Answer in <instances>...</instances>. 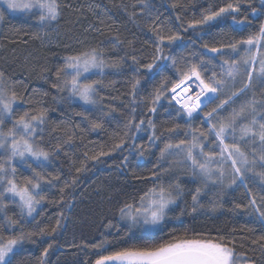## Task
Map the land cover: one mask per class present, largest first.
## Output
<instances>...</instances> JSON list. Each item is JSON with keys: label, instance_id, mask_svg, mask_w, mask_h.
Returning <instances> with one entry per match:
<instances>
[{"label": "snow or ice", "instance_id": "snow-or-ice-1", "mask_svg": "<svg viewBox=\"0 0 264 264\" xmlns=\"http://www.w3.org/2000/svg\"><path fill=\"white\" fill-rule=\"evenodd\" d=\"M139 3L140 14L146 18L141 31L146 28L151 33L143 42L147 55L146 49L135 47L134 40L125 42L119 35L112 38L111 47L128 50L115 58L107 56L99 44H86V36H75L81 48L65 55L54 70L45 69L52 71L51 88L61 101L80 102L82 110L75 114L87 121L89 131L103 129L105 123L115 126L109 150L101 146L90 157L85 152L88 159L99 161L117 152L121 158L116 168L123 172L132 163L130 157L142 160L158 150L147 174L131 171L135 180L152 186L117 207L119 218L128 221L125 230L116 227L122 234L101 233L96 242L68 246L91 248L97 257L93 264H264V235L237 238L235 228L215 236H190L187 229H172L169 238L160 242L146 238L162 231L167 220L186 214L183 207L176 212L178 202L189 206L181 173L196 184L188 189L189 214L214 213L224 207L226 197L239 193V202L231 210L253 217L264 230V0H207L190 18L185 11L192 0H172L170 8L179 11L166 21L158 10L153 12L150 0ZM0 6V23L6 10L37 16L40 31L24 35L41 46L50 35L45 29L58 25L64 8L71 7L60 0H0ZM135 17L133 12L134 23ZM100 24L103 27L90 24L84 32L103 35L115 26L103 20ZM213 29L220 38L205 40ZM190 31L192 35L186 36ZM110 77H120L128 85L119 107L103 103L102 90L116 83ZM27 91L26 84L0 70V264H29L22 255L25 246L38 242L46 246L35 264H50V255L65 247L58 235L67 219L65 209L72 208L75 199L77 179L62 181L60 170L49 169L61 152L68 155L65 147L78 138L77 130H84L79 124L72 128L62 122L52 132L63 136H56L55 143L46 140L49 109L43 98H26ZM47 96L48 92L42 94ZM91 113L98 115L92 119ZM162 113H168L171 120L158 123ZM142 133H147L146 142ZM85 170L83 165L75 169L76 173ZM53 189H58V199L50 198ZM202 197H207L206 203ZM46 204L61 209L54 225L44 223ZM104 227L107 231L114 225L108 220ZM246 242L248 252L255 255L259 250L258 260L238 251Z\"/></svg>", "mask_w": 264, "mask_h": 264}, {"label": "trees", "instance_id": "trees-1", "mask_svg": "<svg viewBox=\"0 0 264 264\" xmlns=\"http://www.w3.org/2000/svg\"><path fill=\"white\" fill-rule=\"evenodd\" d=\"M60 2L71 5V7L64 8L58 25H55L51 30L45 29L50 32L45 46H41L38 40H32L30 35H24L25 32L31 34L40 31L41 26L37 16L28 14L13 16L5 11V19L0 23V70L5 71L6 75L13 81H21L28 86V91L25 93L26 98H43L45 106L49 109V124L44 133L46 140L55 143L56 136H63V133L52 132V129L62 122H66L72 128L79 124L80 129L84 130L83 132L77 130L78 138L70 147H65L68 155L65 156L64 152H61L54 161L53 167L49 169V171L60 170L62 181L64 179L69 181L74 178L77 179V185L73 193L75 196V199L72 200L73 207L65 209L67 219L64 221V228L60 230L58 235L59 242L65 247L62 251L50 255L48 259L50 264H93L97 257L91 248L81 250L68 245L80 244L82 241L96 242L102 238L101 233H111L113 237L122 234L116 232V227L123 231L128 224L119 218V213L116 211L117 207L126 200L131 202L132 196L138 198L152 186L150 183L145 184L135 180L131 171L147 174L156 162L158 150H153L154 154H147L142 160H135L130 157L132 163L123 172L116 168L121 158L117 152H113L111 156L100 157L99 161L88 159L84 155L85 152L90 157L99 152L101 146H103L104 151L109 150L111 143L109 136L115 126L105 123L103 129L96 132L89 131L87 121L75 114L82 110L80 102L76 101L69 105V103L61 101L55 89L51 88L55 77L52 71H45V69L54 70L62 63V58L65 55L81 48V45L73 39L75 36H79L81 39L86 36V44H99L105 48L107 56L115 58L124 55L128 49H113L111 44L114 36L119 35L125 42L134 40L135 47L146 49L144 55H147L149 50L143 42L149 38L151 33H148L146 28L141 31L146 23V18L140 14L139 0H60ZM150 2L153 5V12L158 10L159 13H162L161 19L165 21L166 18L174 16L175 12L179 11L170 8L172 0H150ZM206 3L207 0H192V4L185 11V15L190 18L194 12L198 14L199 9L206 6ZM133 12L136 13L135 23L130 19ZM101 20L107 24L115 22L111 32L105 31L103 35L84 32V29L90 24L103 27L100 24ZM17 29L21 31L17 33ZM185 35L191 36L192 33L190 31ZM213 37L220 38L215 29L211 30V35H206L204 39L211 41ZM192 38L195 39L194 36ZM11 40H27L28 43L12 44L10 43ZM66 45H71V47H66ZM182 50L177 49V51ZM110 79L115 80L116 83L112 87L102 90L101 95L106 97L103 103H112L119 107L125 99L121 94L127 91L128 85L120 77H110ZM107 82L106 80L105 83ZM17 87L19 88L21 85L18 84ZM44 92H48L47 97H42ZM54 96L56 100L53 99ZM110 96H120L121 99L110 101L107 99ZM23 107L27 109L29 105L25 104ZM97 115L98 113H91L90 118L95 119ZM157 120L158 123L169 121L171 117L168 113H162L157 117ZM140 135L144 136L146 142L147 133ZM81 136L82 139L79 138ZM82 165L86 167V170L76 173L75 169ZM27 174L25 173V175ZM181 177L186 188L184 200L189 206L183 202H178L179 207L176 208V212L178 213L183 207L186 214L179 220H167L162 231L146 237L150 242L155 243L168 239L172 229L177 232H184L187 229L190 236L194 233L215 236L218 232L230 233L233 228L237 229L235 233L237 238L243 235L255 239L264 235V230L256 225L253 217L231 210L234 203L239 202V193L235 197H226L224 207L214 213L197 212L189 214L191 213V195L188 189H194L196 184L192 183L185 173H181ZM50 198H59L58 189L52 190ZM202 202L206 203L207 197H202ZM45 208L44 223L54 225L57 213L61 210L60 207L56 204H46ZM108 220L112 221L114 227L106 231L104 225L107 224ZM242 228L244 229L243 232L240 231ZM248 229H255V231L250 232ZM44 246L46 244L40 242L36 245H26L27 251L22 255L29 264H35L36 258L39 257ZM238 251H245L248 256L257 260L260 256L259 250L255 255L247 251V242L246 247L244 249L238 248Z\"/></svg>", "mask_w": 264, "mask_h": 264}, {"label": "rangeland", "instance_id": "rangeland-1", "mask_svg": "<svg viewBox=\"0 0 264 264\" xmlns=\"http://www.w3.org/2000/svg\"><path fill=\"white\" fill-rule=\"evenodd\" d=\"M0 7H3V6H0ZM7 11V10H6ZM36 10H33V12H35ZM10 15H13V16H20V15H33V13H25V12H10V11H7ZM35 16V15H33ZM36 17V16H35ZM126 224H128V221H125Z\"/></svg>", "mask_w": 264, "mask_h": 264}]
</instances>
